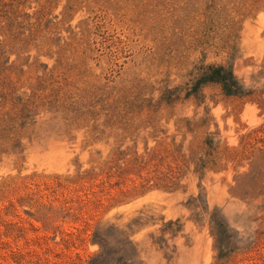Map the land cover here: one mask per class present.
Returning a JSON list of instances; mask_svg holds the SVG:
<instances>
[{"label":"rangeland","instance_id":"rangeland-1","mask_svg":"<svg viewBox=\"0 0 264 264\" xmlns=\"http://www.w3.org/2000/svg\"><path fill=\"white\" fill-rule=\"evenodd\" d=\"M0 264H264V0H0Z\"/></svg>","mask_w":264,"mask_h":264}]
</instances>
